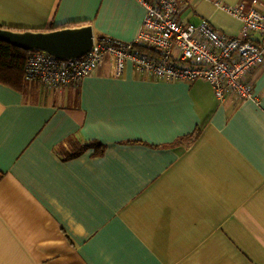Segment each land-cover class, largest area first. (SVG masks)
Here are the masks:
<instances>
[{
  "label": "crops",
  "instance_id": "1",
  "mask_svg": "<svg viewBox=\"0 0 264 264\" xmlns=\"http://www.w3.org/2000/svg\"><path fill=\"white\" fill-rule=\"evenodd\" d=\"M178 0L180 22L239 34L222 6ZM137 0H0V27L90 26L130 42ZM255 100L215 98L107 58L78 84L0 83V264H264V64ZM69 136L97 141L63 160Z\"/></svg>",
  "mask_w": 264,
  "mask_h": 264
},
{
  "label": "built area",
  "instance_id": "2",
  "mask_svg": "<svg viewBox=\"0 0 264 264\" xmlns=\"http://www.w3.org/2000/svg\"><path fill=\"white\" fill-rule=\"evenodd\" d=\"M145 14L133 41L109 36L93 38L91 48L76 59H57L43 51H29L24 77L48 88L78 84L107 59L112 75L125 65L167 82L204 80L217 100H255L253 72L264 64V1L222 6L241 21L239 34L226 35L208 21L193 25L178 19V0H137Z\"/></svg>",
  "mask_w": 264,
  "mask_h": 264
},
{
  "label": "water",
  "instance_id": "3",
  "mask_svg": "<svg viewBox=\"0 0 264 264\" xmlns=\"http://www.w3.org/2000/svg\"><path fill=\"white\" fill-rule=\"evenodd\" d=\"M90 26L64 27L46 31L12 30L0 27V41L24 51H43L57 59H76L93 43Z\"/></svg>",
  "mask_w": 264,
  "mask_h": 264
},
{
  "label": "trees",
  "instance_id": "4",
  "mask_svg": "<svg viewBox=\"0 0 264 264\" xmlns=\"http://www.w3.org/2000/svg\"><path fill=\"white\" fill-rule=\"evenodd\" d=\"M6 28V27H2ZM12 30H17L9 28ZM50 28L49 30H53ZM23 31V30H18ZM27 51L13 47L5 42L0 41V83L11 87L17 91H24L26 87L24 77V65ZM92 148L93 155L103 154L104 146L93 140L81 142L75 136H69L63 143L56 148L57 153L63 160L72 159L86 150Z\"/></svg>",
  "mask_w": 264,
  "mask_h": 264
}]
</instances>
